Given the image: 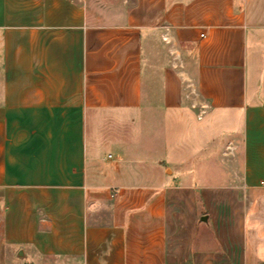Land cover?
<instances>
[{
	"label": "crops",
	"instance_id": "1",
	"mask_svg": "<svg viewBox=\"0 0 264 264\" xmlns=\"http://www.w3.org/2000/svg\"><path fill=\"white\" fill-rule=\"evenodd\" d=\"M89 7L0 0V264H264V0Z\"/></svg>",
	"mask_w": 264,
	"mask_h": 264
},
{
	"label": "rangeland",
	"instance_id": "2",
	"mask_svg": "<svg viewBox=\"0 0 264 264\" xmlns=\"http://www.w3.org/2000/svg\"><path fill=\"white\" fill-rule=\"evenodd\" d=\"M74 1L76 3L81 4V5H87L88 7L92 6V5L95 7L97 2L99 3L100 6H101L102 3H107V2L111 3V4L115 3V4H119V5L122 2V0H74ZM263 43H264V39L263 40H259L257 46H254V51L256 53L260 54L261 51L264 53V50L262 49V48H264V44ZM192 106L196 108L197 107L196 106V102L193 101L192 102ZM201 107H203V106H201ZM201 115H202L201 112L198 111L197 112V117L199 118ZM147 119H148L149 123H147L143 127L146 130L144 132V134H145L146 137H149V139H151V140H148V142L146 143L145 147L146 148H153V140L154 141L156 140V142H158L159 148L161 146H164L165 142H167L166 140H164V135L161 134L160 137L158 136L156 139H154L155 138L154 134H153L154 125L152 123L150 124V122H151L150 118H147ZM139 132L140 131L138 129V126L135 125V124H132L131 128H130V132H129L130 136H131L130 137V140H131L130 143H131L132 148L137 149V148H142L143 147V146L140 145V144H142V142L139 139V138H141V137H139ZM141 132L143 133V131H141ZM221 144H222V139L214 140L213 142H211V144L209 146V150H217V149H219L221 147ZM229 147H231V146H229V143H227L226 146H225V149H229ZM167 175H169V171H167V173L165 175L163 174V177L166 179ZM194 192H195V197H194L195 198V202L199 204V205L197 204V208L199 209L200 207H202L200 205V203H199L200 201L198 202V200H201V195H200L201 190L195 189ZM204 213H206V212H204L203 209H202V211H199V214H198L199 217L201 215H203ZM198 223L200 224V222H198ZM201 225H203V224L201 223Z\"/></svg>",
	"mask_w": 264,
	"mask_h": 264
},
{
	"label": "water",
	"instance_id": "3",
	"mask_svg": "<svg viewBox=\"0 0 264 264\" xmlns=\"http://www.w3.org/2000/svg\"><path fill=\"white\" fill-rule=\"evenodd\" d=\"M200 221L205 223V222L207 221V217H206V216H202V217L200 218Z\"/></svg>",
	"mask_w": 264,
	"mask_h": 264
},
{
	"label": "built area",
	"instance_id": "4",
	"mask_svg": "<svg viewBox=\"0 0 264 264\" xmlns=\"http://www.w3.org/2000/svg\"><path fill=\"white\" fill-rule=\"evenodd\" d=\"M201 37H203V35H200Z\"/></svg>",
	"mask_w": 264,
	"mask_h": 264
}]
</instances>
